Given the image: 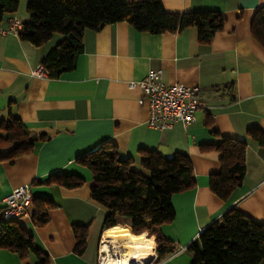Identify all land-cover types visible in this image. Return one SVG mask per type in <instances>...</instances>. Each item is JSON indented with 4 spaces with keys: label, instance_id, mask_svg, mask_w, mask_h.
<instances>
[{
    "label": "crops",
    "instance_id": "0c3cea01",
    "mask_svg": "<svg viewBox=\"0 0 264 264\" xmlns=\"http://www.w3.org/2000/svg\"><path fill=\"white\" fill-rule=\"evenodd\" d=\"M160 1L170 13L220 12L224 28L207 44L199 43L192 27L160 35L138 32L124 22L86 30L75 68L53 79L48 74L34 77L32 72L61 36L55 34L36 48L10 31L12 20H27L26 0H19L17 12L2 19L0 120L7 119L11 102L13 114L27 129L47 140L13 163L0 162V210L13 189L30 186L29 217L14 222L32 236L49 264H96L99 241L108 230H102L107 211L91 199L92 174L75 160L105 142L115 145L121 157H131V169L145 177L149 174L140 166L141 150L163 157L179 152L191 161L195 185L172 196L174 219L160 227L176 251L156 261L154 238L141 234L152 242L150 264H192L186 247L231 208L264 225V146L249 134L254 129L264 135V49L250 33L251 18L264 7V0ZM156 71L166 86L199 88L202 105L194 122L162 131L148 126L147 102L138 104L141 92L129 83ZM221 138L246 143L242 184L226 201L209 189V176L220 170L219 154L211 146ZM55 174L78 176L84 184L76 189L38 184ZM36 199L54 204L46 209L48 221L42 227L32 221ZM74 227L87 229L80 256L74 252ZM0 264H37V259L1 249Z\"/></svg>",
    "mask_w": 264,
    "mask_h": 264
},
{
    "label": "trees",
    "instance_id": "16d2710c",
    "mask_svg": "<svg viewBox=\"0 0 264 264\" xmlns=\"http://www.w3.org/2000/svg\"><path fill=\"white\" fill-rule=\"evenodd\" d=\"M18 7L19 0H0V25L4 15L16 13ZM25 10L27 20L17 30L20 41L39 48L55 34L61 36L41 60V66L53 79L75 68L86 30L97 31L106 25L124 22L138 32L160 35L177 34L192 27L197 30L199 43L207 44L225 24L220 12L170 13L160 0H28ZM250 33L264 49V7L253 14ZM249 134L264 146L262 133L251 129ZM46 140L47 137L37 136L27 129L13 114L9 102L7 119L0 120V162L13 163L31 153L37 143ZM211 148L219 154L220 170L209 176V189L226 201L242 184L246 143L221 138ZM139 157L140 166L148 172V177L134 172L131 169L134 160L121 157L117 147L109 142L75 161L91 172V199L107 211L102 230L121 225L127 226L133 235L147 233L148 237L154 238L156 261H160L176 251L173 243L162 236L160 227L174 219L172 196L194 187L192 164L187 155L179 152L163 157L156 151L141 150ZM38 184L76 189L84 181L74 175L55 174ZM53 207L49 200L36 199L32 215L34 225L44 226L48 221L46 209ZM73 233L74 252L80 256L86 248L87 229L74 227ZM1 249L19 258L32 254L37 264H49V258L36 248L32 236L14 220L0 218ZM186 251L192 264H264V225L231 208L208 225Z\"/></svg>",
    "mask_w": 264,
    "mask_h": 264
},
{
    "label": "built area",
    "instance_id": "2783aa9c",
    "mask_svg": "<svg viewBox=\"0 0 264 264\" xmlns=\"http://www.w3.org/2000/svg\"><path fill=\"white\" fill-rule=\"evenodd\" d=\"M21 27L20 21L14 19L10 22V31L17 33ZM34 77L43 78L47 72L40 65L32 72ZM129 88L138 89L141 98L138 104L145 101L149 108L148 126L162 131L171 129L175 124L187 126L195 120V111L202 105L199 98L198 87H186L175 84L166 86L162 82L160 71L150 72L140 81L129 83ZM33 201L29 185H23L13 189L2 200L0 218L3 220H15L29 217L28 209ZM124 241H113L102 238L97 248L96 264H150L154 259L137 260L124 253Z\"/></svg>",
    "mask_w": 264,
    "mask_h": 264
},
{
    "label": "bare ground",
    "instance_id": "6f19581e",
    "mask_svg": "<svg viewBox=\"0 0 264 264\" xmlns=\"http://www.w3.org/2000/svg\"><path fill=\"white\" fill-rule=\"evenodd\" d=\"M104 238L113 241H124V253L137 260H149L154 256L152 242L143 235L134 236L126 228L115 226L105 232Z\"/></svg>",
    "mask_w": 264,
    "mask_h": 264
},
{
    "label": "rangeland",
    "instance_id": "374dc122",
    "mask_svg": "<svg viewBox=\"0 0 264 264\" xmlns=\"http://www.w3.org/2000/svg\"><path fill=\"white\" fill-rule=\"evenodd\" d=\"M26 1H28V0H26Z\"/></svg>",
    "mask_w": 264,
    "mask_h": 264
}]
</instances>
